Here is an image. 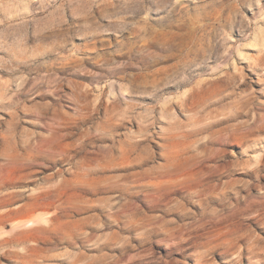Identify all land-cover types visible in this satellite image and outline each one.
<instances>
[{
  "label": "rangeland",
  "instance_id": "obj_1",
  "mask_svg": "<svg viewBox=\"0 0 264 264\" xmlns=\"http://www.w3.org/2000/svg\"><path fill=\"white\" fill-rule=\"evenodd\" d=\"M264 0H0V264H264Z\"/></svg>",
  "mask_w": 264,
  "mask_h": 264
},
{
  "label": "bare ground",
  "instance_id": "obj_2",
  "mask_svg": "<svg viewBox=\"0 0 264 264\" xmlns=\"http://www.w3.org/2000/svg\"><path fill=\"white\" fill-rule=\"evenodd\" d=\"M257 12L262 13L261 15H264V7L261 6V7H258L257 8ZM262 21V23H264V17L260 19Z\"/></svg>",
  "mask_w": 264,
  "mask_h": 264
}]
</instances>
